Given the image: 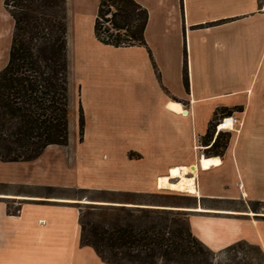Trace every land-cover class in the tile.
<instances>
[{"label":"crops","instance_id":"1","mask_svg":"<svg viewBox=\"0 0 264 264\" xmlns=\"http://www.w3.org/2000/svg\"><path fill=\"white\" fill-rule=\"evenodd\" d=\"M136 1L149 12L148 48L102 44L100 0H68L83 139L71 107L67 146L51 145L32 161L0 160V264H107L81 244L83 205L186 211L210 250L247 241L264 251L263 208L252 209L264 205V0ZM13 30L0 0V70ZM228 115L242 124L224 131L231 138L218 154L216 132L208 144L202 139ZM94 173L114 182L92 185ZM161 179L192 180L198 205L137 201L166 198Z\"/></svg>","mask_w":264,"mask_h":264},{"label":"trees","instance_id":"2","mask_svg":"<svg viewBox=\"0 0 264 264\" xmlns=\"http://www.w3.org/2000/svg\"><path fill=\"white\" fill-rule=\"evenodd\" d=\"M5 8L14 20V30L8 63L0 70V160L32 161L47 147L67 146L70 140L68 0H5ZM148 21V10L136 0H100L95 35L102 44L115 48H148ZM184 81L188 87L187 67ZM218 120L214 119L202 143L212 140ZM84 127L81 107V139ZM230 138V133L217 135L213 144L216 153H223ZM193 198L189 205L175 206L195 207L198 200ZM260 207L263 205L256 203L252 209L259 212ZM114 209L163 211L186 219H172L171 224L168 218L162 222L151 219L143 226L126 227L85 222L81 218V244L92 247L107 264H123L125 260L137 264H160L164 260L168 264H264V251L247 241L236 242L219 252L210 250L192 233L186 211L123 206ZM247 248L258 253V262L248 255L234 261L233 257Z\"/></svg>","mask_w":264,"mask_h":264},{"label":"rangeland","instance_id":"3","mask_svg":"<svg viewBox=\"0 0 264 264\" xmlns=\"http://www.w3.org/2000/svg\"><path fill=\"white\" fill-rule=\"evenodd\" d=\"M5 62H3L2 65H4ZM74 73V72H73ZM76 74L74 73L73 77L76 78ZM70 90L72 91V96H75V98L78 96V87L76 86L75 81H70ZM72 116L75 118H78L79 114V107L80 102L79 99L76 98L75 102L73 100L72 103ZM76 134L78 133L75 131ZM74 134V133H73ZM97 165H101V163H98ZM102 166V165H101ZM111 182H114L113 179H106L104 178L101 173L95 174L90 179V184L92 185H101V184H111ZM85 194L90 199H106L111 198V196L103 195L99 192H85ZM166 198H142L141 200L146 203H167V204H173V205H189L194 202V196L187 192H181L176 190L167 191ZM116 199V197L114 198ZM113 206H100V205H83L82 209V220L85 222H94V223H100L103 225H122L128 227V225L132 224L136 227L145 225L148 220L154 219L157 222H162L166 218H168L170 223L172 219L180 218L177 214H170L165 213L163 211L159 212H147V211H140L139 209H128V210H120V209H114ZM263 208V209H262ZM260 207V210L262 209L264 212V205L263 207ZM180 219H186L185 217H182ZM171 224V223H170ZM168 231H171L168 229ZM246 255H248L251 258L255 259V262H258V253L255 250H252L250 248H247L245 251H241L237 257L234 259V261L238 262L241 259H243ZM169 261H160V264H168ZM172 263V262H171ZM123 264H137L130 262L128 260H125Z\"/></svg>","mask_w":264,"mask_h":264},{"label":"bare ground","instance_id":"4","mask_svg":"<svg viewBox=\"0 0 264 264\" xmlns=\"http://www.w3.org/2000/svg\"><path fill=\"white\" fill-rule=\"evenodd\" d=\"M174 106L176 107V105H174ZM180 173H182V172L174 171L173 175H175L176 177H179ZM183 176H184V173H183ZM173 183H169L168 179H161L160 180V185H161L162 188L176 190V191H181V192H187V193L194 194V195L196 194V190L197 189L193 185L194 182L192 180H187L186 179V180H183V182H181L180 184H173Z\"/></svg>","mask_w":264,"mask_h":264},{"label":"built area","instance_id":"5","mask_svg":"<svg viewBox=\"0 0 264 264\" xmlns=\"http://www.w3.org/2000/svg\"><path fill=\"white\" fill-rule=\"evenodd\" d=\"M241 124L242 122L240 118L234 115L221 117L216 125V135L224 131H237L240 128Z\"/></svg>","mask_w":264,"mask_h":264}]
</instances>
